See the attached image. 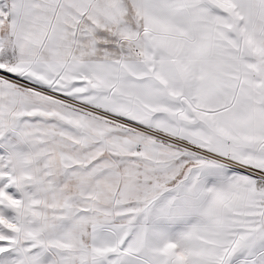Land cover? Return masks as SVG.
I'll return each mask as SVG.
<instances>
[{"label":"snow or ice","instance_id":"obj_1","mask_svg":"<svg viewBox=\"0 0 264 264\" xmlns=\"http://www.w3.org/2000/svg\"><path fill=\"white\" fill-rule=\"evenodd\" d=\"M0 264H264V0H0Z\"/></svg>","mask_w":264,"mask_h":264}]
</instances>
